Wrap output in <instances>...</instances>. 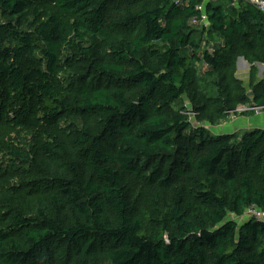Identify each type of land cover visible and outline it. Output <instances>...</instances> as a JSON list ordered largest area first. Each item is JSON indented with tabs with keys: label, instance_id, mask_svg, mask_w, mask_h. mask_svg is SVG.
I'll list each match as a JSON object with an SVG mask.
<instances>
[{
	"label": "trees",
	"instance_id": "1",
	"mask_svg": "<svg viewBox=\"0 0 264 264\" xmlns=\"http://www.w3.org/2000/svg\"><path fill=\"white\" fill-rule=\"evenodd\" d=\"M258 65L244 0H0V264H264Z\"/></svg>",
	"mask_w": 264,
	"mask_h": 264
},
{
	"label": "crops",
	"instance_id": "2",
	"mask_svg": "<svg viewBox=\"0 0 264 264\" xmlns=\"http://www.w3.org/2000/svg\"><path fill=\"white\" fill-rule=\"evenodd\" d=\"M237 66H238L237 75L240 73V71L243 68L250 67L249 64L243 58H240L238 60ZM258 68L262 69L263 71L262 73H260V76H259L260 78H262L264 74V65H258ZM252 129H264V112L262 113L256 112L252 116H239L236 119L229 118V120H227L222 125L215 127L213 132L218 135H223V134L231 135L235 133L241 134L245 131L252 130Z\"/></svg>",
	"mask_w": 264,
	"mask_h": 264
},
{
	"label": "built area",
	"instance_id": "3",
	"mask_svg": "<svg viewBox=\"0 0 264 264\" xmlns=\"http://www.w3.org/2000/svg\"><path fill=\"white\" fill-rule=\"evenodd\" d=\"M253 6L257 7L260 11L264 12V2L262 0H244ZM206 18L203 17V20ZM239 112H245V111H256L257 113L264 111L262 108H240L238 109ZM246 217L247 218H254L256 220L264 222V211L259 210L255 206L250 207L247 212H246Z\"/></svg>",
	"mask_w": 264,
	"mask_h": 264
},
{
	"label": "rangeland",
	"instance_id": "4",
	"mask_svg": "<svg viewBox=\"0 0 264 264\" xmlns=\"http://www.w3.org/2000/svg\"><path fill=\"white\" fill-rule=\"evenodd\" d=\"M249 70H250V67L243 68L240 71V73L237 75L239 79H241L242 81L245 82V84H248V81H249V79H248V76H249L248 75L249 74L248 72H249ZM258 71H259V76H260V73H262L263 71H262V69H259V68H258ZM245 72H246V74H245ZM242 108H244V107H242ZM262 112H264V111H261V113ZM238 117H239V115H231L230 116V118H233V119H236ZM190 120H191L193 126H197V122L195 121L194 115L190 114ZM214 128L215 127H209V129H211L212 131H214ZM11 134H12L11 135L12 138H14L15 137L14 133H11ZM5 156L0 153V168H5L7 166V160H4L5 159Z\"/></svg>",
	"mask_w": 264,
	"mask_h": 264
},
{
	"label": "water",
	"instance_id": "5",
	"mask_svg": "<svg viewBox=\"0 0 264 264\" xmlns=\"http://www.w3.org/2000/svg\"><path fill=\"white\" fill-rule=\"evenodd\" d=\"M263 2H264V0H262ZM252 94H250V96H251Z\"/></svg>",
	"mask_w": 264,
	"mask_h": 264
}]
</instances>
